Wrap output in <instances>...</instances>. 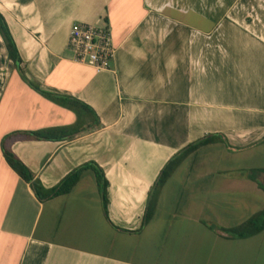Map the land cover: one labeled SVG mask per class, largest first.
Returning a JSON list of instances; mask_svg holds the SVG:
<instances>
[{
	"label": "crops",
	"instance_id": "crops-1",
	"mask_svg": "<svg viewBox=\"0 0 264 264\" xmlns=\"http://www.w3.org/2000/svg\"><path fill=\"white\" fill-rule=\"evenodd\" d=\"M0 12L22 57L21 71L0 35V264H264V230H218L264 210V0H0ZM77 22L110 30L109 69L73 60ZM42 130L56 138L31 137ZM10 134L45 188L89 166L41 201L3 154Z\"/></svg>",
	"mask_w": 264,
	"mask_h": 264
},
{
	"label": "trees",
	"instance_id": "trees-1",
	"mask_svg": "<svg viewBox=\"0 0 264 264\" xmlns=\"http://www.w3.org/2000/svg\"><path fill=\"white\" fill-rule=\"evenodd\" d=\"M0 35L6 45L7 51H8V57L10 60L14 62L16 67H18L19 70L22 71V68L20 67V64L22 63V57L20 55L19 49L17 47L16 40L9 28V25L4 17V15L0 12ZM24 79L34 88L39 89V86L31 82L25 75H23ZM50 97H54L49 95ZM56 100H59L61 102L62 99L58 97H54ZM67 101V102H66ZM66 105L70 106L73 109H78L81 107L79 105L77 100L72 99H65ZM31 137L36 139H52L56 138V136H53L52 131L49 130H42V131H34L31 132ZM211 136L203 137L191 144H189L187 147H185L182 151H180L179 154L174 156L162 169L161 174L158 178V181L156 182V186H160L174 171L176 166L180 163V161L187 155H189L191 152L195 151L199 147L208 144L212 141L210 138ZM16 137L15 135H7L2 142V150L3 154L10 164V166L27 182H29L36 194V196L41 200L44 201L49 198H53L55 196L64 194L69 192L79 181L81 177L82 171L89 166L88 164L79 167L72 172H70L68 175H66L62 181H60L56 186L52 188H45L42 186L39 181L34 180V173L17 157V155L12 151L11 144L15 141ZM92 167H94L96 176H97V182L98 185L102 191L103 198H104V207L105 211L107 213L109 198H108V186L109 182L105 176L104 170L97 164L92 163ZM153 197L150 198L148 203V211L146 214L145 220L149 217V207L152 204ZM218 230L227 232L232 237H248L255 234H258L264 230V210L257 212L254 214L251 218H249L244 223L232 227V228H219Z\"/></svg>",
	"mask_w": 264,
	"mask_h": 264
},
{
	"label": "built area",
	"instance_id": "built-area-1",
	"mask_svg": "<svg viewBox=\"0 0 264 264\" xmlns=\"http://www.w3.org/2000/svg\"><path fill=\"white\" fill-rule=\"evenodd\" d=\"M68 44L76 63L90 66L96 71L109 69L117 49L110 30L92 23H74Z\"/></svg>",
	"mask_w": 264,
	"mask_h": 264
}]
</instances>
